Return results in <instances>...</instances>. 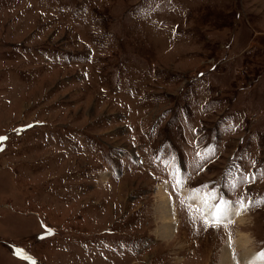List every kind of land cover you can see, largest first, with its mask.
<instances>
[{
	"label": "rangeland",
	"instance_id": "374dc122",
	"mask_svg": "<svg viewBox=\"0 0 264 264\" xmlns=\"http://www.w3.org/2000/svg\"><path fill=\"white\" fill-rule=\"evenodd\" d=\"M0 137V264L260 256L264 0H0Z\"/></svg>",
	"mask_w": 264,
	"mask_h": 264
},
{
	"label": "bare ground",
	"instance_id": "6f19581e",
	"mask_svg": "<svg viewBox=\"0 0 264 264\" xmlns=\"http://www.w3.org/2000/svg\"><path fill=\"white\" fill-rule=\"evenodd\" d=\"M157 197L160 199V203L158 204V215L160 216V221L162 222L161 231L159 234L164 236L165 238H169L172 235L173 223L175 221L174 213L171 209L170 200L167 197L166 189L163 186L158 187ZM192 203L194 205H205V200L200 197H194L192 199ZM230 209V208H229ZM216 213V211H215ZM216 215V214H215ZM231 216V217H230ZM232 219L237 224H242L245 219H243L241 213L235 209L231 208L229 211V215L227 217H219L221 221H226L228 219ZM173 224V225H172ZM247 234H244L240 237V240L237 241L240 245V248L243 249L241 256L239 257L238 261L240 264H263L262 259L258 254H256L253 249L250 248L251 241L248 239ZM223 264H237L234 263V260L231 259V256L228 253V248L223 251L222 256Z\"/></svg>",
	"mask_w": 264,
	"mask_h": 264
},
{
	"label": "snow or ice",
	"instance_id": "6c2138e0",
	"mask_svg": "<svg viewBox=\"0 0 264 264\" xmlns=\"http://www.w3.org/2000/svg\"><path fill=\"white\" fill-rule=\"evenodd\" d=\"M6 139V137H0V140ZM261 203H264V201H261ZM242 207L244 206L243 204L241 205ZM216 209V216L217 217H227L229 215V207L227 205H225L224 207H220V206H214ZM23 253V250H17L16 254L17 255H21ZM260 258L262 260H264V252L260 253Z\"/></svg>",
	"mask_w": 264,
	"mask_h": 264
}]
</instances>
